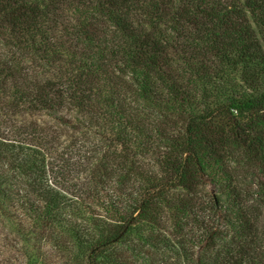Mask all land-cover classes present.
Instances as JSON below:
<instances>
[{"label": "trees", "instance_id": "trees-1", "mask_svg": "<svg viewBox=\"0 0 264 264\" xmlns=\"http://www.w3.org/2000/svg\"><path fill=\"white\" fill-rule=\"evenodd\" d=\"M0 264H264V0H0Z\"/></svg>", "mask_w": 264, "mask_h": 264}, {"label": "rangeland", "instance_id": "rangeland-1", "mask_svg": "<svg viewBox=\"0 0 264 264\" xmlns=\"http://www.w3.org/2000/svg\"><path fill=\"white\" fill-rule=\"evenodd\" d=\"M215 189V188H214ZM211 190H213V187H211ZM1 236H3V235H1Z\"/></svg>", "mask_w": 264, "mask_h": 264}]
</instances>
